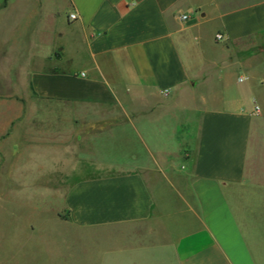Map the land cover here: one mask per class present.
Returning a JSON list of instances; mask_svg holds the SVG:
<instances>
[{
  "label": "crops",
  "instance_id": "obj_1",
  "mask_svg": "<svg viewBox=\"0 0 264 264\" xmlns=\"http://www.w3.org/2000/svg\"><path fill=\"white\" fill-rule=\"evenodd\" d=\"M62 2L0 92L3 160L51 153L46 264H264V0Z\"/></svg>",
  "mask_w": 264,
  "mask_h": 264
},
{
  "label": "rangeland",
  "instance_id": "obj_2",
  "mask_svg": "<svg viewBox=\"0 0 264 264\" xmlns=\"http://www.w3.org/2000/svg\"><path fill=\"white\" fill-rule=\"evenodd\" d=\"M47 1L7 0L9 10L0 13V92L6 96L24 95L33 55L48 48ZM54 1L59 8L64 4ZM14 108L1 104L0 128ZM4 153L0 151V264H46L48 227L62 206L50 192L54 179L48 178L46 159L51 153L26 147L16 154L12 144L5 161Z\"/></svg>",
  "mask_w": 264,
  "mask_h": 264
},
{
  "label": "built area",
  "instance_id": "obj_3",
  "mask_svg": "<svg viewBox=\"0 0 264 264\" xmlns=\"http://www.w3.org/2000/svg\"><path fill=\"white\" fill-rule=\"evenodd\" d=\"M69 18H70L71 20H75V19H77V15H76L75 13H70V14H69ZM183 18L185 19V18H187V16H183ZM216 39H217V40H222V39H223V35H221V34H217V35H216ZM256 110H258V107H256Z\"/></svg>",
  "mask_w": 264,
  "mask_h": 264
},
{
  "label": "trees",
  "instance_id": "obj_4",
  "mask_svg": "<svg viewBox=\"0 0 264 264\" xmlns=\"http://www.w3.org/2000/svg\"><path fill=\"white\" fill-rule=\"evenodd\" d=\"M6 3H7V0H5V2H4V5H3V6H6Z\"/></svg>",
  "mask_w": 264,
  "mask_h": 264
}]
</instances>
